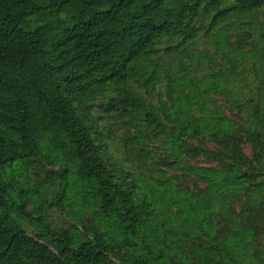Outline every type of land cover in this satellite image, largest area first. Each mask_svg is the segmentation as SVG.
<instances>
[{"label": "trees", "instance_id": "trees-1", "mask_svg": "<svg viewBox=\"0 0 264 264\" xmlns=\"http://www.w3.org/2000/svg\"><path fill=\"white\" fill-rule=\"evenodd\" d=\"M0 264H264V0H0Z\"/></svg>", "mask_w": 264, "mask_h": 264}]
</instances>
